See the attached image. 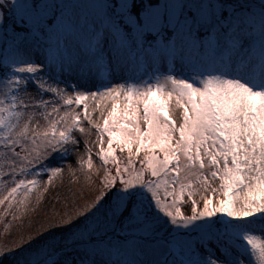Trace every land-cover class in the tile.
Segmentation results:
<instances>
[{
  "label": "snow or ice",
  "instance_id": "6c2138e0",
  "mask_svg": "<svg viewBox=\"0 0 264 264\" xmlns=\"http://www.w3.org/2000/svg\"><path fill=\"white\" fill-rule=\"evenodd\" d=\"M66 170L0 264H264V0H0L2 215Z\"/></svg>",
  "mask_w": 264,
  "mask_h": 264
},
{
  "label": "rangeland",
  "instance_id": "374dc122",
  "mask_svg": "<svg viewBox=\"0 0 264 264\" xmlns=\"http://www.w3.org/2000/svg\"><path fill=\"white\" fill-rule=\"evenodd\" d=\"M95 137L90 143L94 144ZM96 148H93V152ZM81 155H85L83 148ZM97 163L96 157H93ZM72 169L76 165L70 161ZM47 177H45V180ZM98 185L87 180L82 172L66 170L65 173L56 178L47 191L37 194L26 212H22L16 219L12 215L3 216L0 209V225L4 227V234L0 241V250L8 253L20 252L34 243L37 239L43 238L50 231L57 230L55 221L59 219V214L70 211L72 204L83 206L89 203L96 195Z\"/></svg>",
  "mask_w": 264,
  "mask_h": 264
},
{
  "label": "trees",
  "instance_id": "16d2710c",
  "mask_svg": "<svg viewBox=\"0 0 264 264\" xmlns=\"http://www.w3.org/2000/svg\"><path fill=\"white\" fill-rule=\"evenodd\" d=\"M4 230H5L4 227L0 225V241H1L2 237H3Z\"/></svg>",
  "mask_w": 264,
  "mask_h": 264
}]
</instances>
